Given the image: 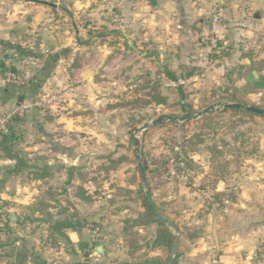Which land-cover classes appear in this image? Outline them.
Wrapping results in <instances>:
<instances>
[{
    "label": "crops",
    "instance_id": "crops-1",
    "mask_svg": "<svg viewBox=\"0 0 264 264\" xmlns=\"http://www.w3.org/2000/svg\"><path fill=\"white\" fill-rule=\"evenodd\" d=\"M219 13L223 28L214 47L211 23ZM53 56L40 97L56 99L46 104L40 130L27 133L22 149L0 146V203L12 220L0 225V264H115L107 231L118 227L109 221L117 214L112 188L124 184L118 163L111 166L132 153L124 105L141 98L145 80L155 77L165 95L166 87L189 92L188 99L180 94L184 111L185 103L241 105L217 116L224 122L237 114L254 131L223 130L218 161L210 148L192 153L197 208L185 235L190 242L183 244L177 224L170 226L180 250L195 251L181 264H264V115L244 109L264 106V0H0V66L29 58L37 74ZM229 89L241 94L226 99ZM213 91H223L218 100ZM2 104L1 110L13 105ZM250 135L257 146L244 149ZM63 219L75 226L64 230L68 242L53 239L51 224Z\"/></svg>",
    "mask_w": 264,
    "mask_h": 264
},
{
    "label": "rangeland",
    "instance_id": "rangeland-1",
    "mask_svg": "<svg viewBox=\"0 0 264 264\" xmlns=\"http://www.w3.org/2000/svg\"><path fill=\"white\" fill-rule=\"evenodd\" d=\"M10 54L13 57V52H10ZM32 60L29 58L18 60L16 57L15 62L17 65L10 66L16 69V72H12L15 78L4 76V80L0 84V89L8 87L11 84L22 86L31 82L38 70L36 64H34ZM225 77L233 81L230 74ZM156 81V77L150 79V81L145 80V84L146 82H148V84L146 87L143 86V90H140L141 93L143 92L141 98L133 97L124 105V112L127 111L126 129L129 131L128 134L130 136V141L128 140L129 143L126 146H128V149L130 152L132 151V153H130V157L126 155L118 158V171L121 173L120 180L124 185H117V187L114 186L112 188L114 190L113 195H115L113 198L115 203H113L112 206L115 208L117 214L109 219L112 223H116L118 227H115L112 232L106 230L111 233L108 238V243L113 242L114 244L112 248L109 249L108 254L111 256L109 257V261L113 258V263L115 264L126 261H120L122 255L129 256L128 261L133 264H153L154 261L157 262V253L160 254L159 258L162 259V262H158L159 264H167L170 258V248H155L153 246L157 231L160 228L159 224L135 228V232L138 234L137 239L135 238L138 248H136V251H131L130 248L125 249L127 247L124 235L126 222L137 219L145 212L143 200L146 194V188L139 171L138 154L141 155L143 166L145 165L148 167V171L146 172L148 184L152 191L154 203L161 210L163 216L168 219L166 226L175 237L176 232L170 226L172 223L177 224L176 227L180 231V238L182 235L184 236L183 244H185V242H190V240L185 237L186 232L189 228L195 226L189 219V216L190 213L194 212L197 208L190 194L192 182L191 168H193V161L191 160L192 153L197 147L210 148L213 158L218 161L220 158L218 148L222 145L221 138L223 130V133L234 132L238 130L240 126H245L244 123L246 122V120L238 118L237 114L234 113L223 122L221 117L217 115H220L222 111L226 109L225 106L221 104L220 106L216 105L209 111L212 107L209 101L208 103L204 102L203 106L197 109L185 103L186 111L188 112L186 113V111L183 110V101L181 100L180 92L178 90L174 91L173 88V90H168V87H166L168 95H165ZM154 87H159L158 93L162 96L165 95L167 101L164 104H157L154 100L151 101L150 94H155V92H150H153L152 89H154ZM42 88L39 95L36 97L38 100L43 98L40 97V95L45 96L46 94ZM140 91H136L135 93ZM211 93V96H214L216 100H218V94L223 93V91H213ZM227 94L228 97L226 99L229 97L232 98L231 96L235 98L241 94V90L234 89L232 92L231 89H229L227 90ZM18 96L19 93L10 100L13 103L12 108L6 110L11 112L16 106L25 104V102L18 101ZM154 96H157V94ZM185 96L188 99L190 96L189 92L185 91ZM241 99L242 97L237 100L240 101ZM147 101H149V104L146 103ZM231 101H234V99H231ZM2 105L4 104L0 103V107ZM259 108L264 110V106H260ZM2 111L5 110L0 109V112ZM48 111V107L43 104L41 108L37 107L29 113H26L23 117L19 116L15 118L7 133V137H11L10 135L13 134V138L10 139L6 146L14 147L15 150H18V148L22 149L23 145L28 143L26 139L27 133L40 130L41 119L47 115ZM245 111L247 110L245 109ZM201 113L205 114L201 117H197ZM246 113L250 115V113ZM186 114L191 117L183 120L179 119L180 117L186 116ZM250 116L254 117L253 115ZM176 117L179 118L174 119ZM162 118L165 122L154 125L157 120ZM146 124L152 126L147 131L140 132L139 129ZM245 127L248 133L253 134V129L248 128V125ZM260 132L261 134L263 133L260 145L264 148V127ZM250 136L252 137H250L251 139L248 142L246 139L242 141V145H245V147H243L244 149L247 147L248 149H252L254 145L257 146V141L253 139V135ZM3 138L4 136L0 135V142H2ZM137 140L140 142L139 146L137 145ZM22 157L24 160H28L26 154H23ZM262 157H264V155ZM181 161L186 162L188 166V168L186 167L187 169L183 168L185 163L181 164ZM200 206L205 207V204H201ZM91 224L100 225L98 221H93ZM131 238L133 237H130L129 240ZM103 245L105 244L103 243ZM157 249H159V252ZM178 252L180 254L178 264H181L184 255L187 256L195 253V251L191 250L190 246H186L184 250H180L179 248ZM91 260H89V262H92ZM83 261L78 264H81Z\"/></svg>",
    "mask_w": 264,
    "mask_h": 264
},
{
    "label": "trees",
    "instance_id": "trees-1",
    "mask_svg": "<svg viewBox=\"0 0 264 264\" xmlns=\"http://www.w3.org/2000/svg\"><path fill=\"white\" fill-rule=\"evenodd\" d=\"M90 34V32H89ZM55 61H56V57H52L50 58L45 65V68H43L42 70H40L36 76L35 79L32 80L31 82L24 84L22 86H18L17 84H11L8 87H4L2 89H0V103H5L7 101H10L17 93H19L18 96V101H19V97L22 96L24 97V101L23 102H34L37 101L38 99H36V97L39 95V92L41 90V88L43 87V85L45 84V82L49 79L51 72L53 71L54 65H55ZM0 74L3 76L5 73L4 72H10V73H14L16 72V69L13 67H5V65L0 66ZM5 70V71H4ZM11 70V71H10ZM195 74L193 71L191 70H187V74L186 76L188 77H193ZM4 77V76H3ZM167 77H169L172 80H176V76L170 72H167ZM159 87H154V89H152L153 92L150 93H154L157 94V96H154L155 94H150L151 95V101H155L157 102V104H164L167 99L165 96H162L160 93H158ZM180 94L182 96H185L184 90L181 88L180 89ZM146 103L149 104V101H147ZM234 110H238L237 108H232ZM9 110H5L2 112H7ZM0 112V113H2ZM250 114H252L253 112H248ZM18 116H15L9 123H8V132H9V127L11 125V123H13V120L15 118H17ZM0 135L4 136L2 142H0V146H6L10 139L13 138V134L10 135L11 137H7V133L1 132L0 131ZM6 135V136H5ZM7 148H9L7 146ZM178 157V156H177ZM116 163L118 162H112V169H114L116 167ZM185 163L183 166L184 169H187L188 166L186 164V162L181 161V164ZM22 164V163H21ZM187 167V168H186ZM144 172L146 174V172L148 171V167L147 166H143ZM150 187V186H149ZM83 190L80 189V193ZM150 192H151V196L153 199V195H152V191L150 188ZM83 197L84 200L86 201H91V198L89 196H86V192L82 193L81 195ZM144 207H145V212L143 214H141L137 219L131 220V221H127L126 225H125V229H124V235H125V241H126V245L128 248H130V250L132 251H136V248H138L137 246V237L138 234L135 232V228L140 227V226H148V225H155V224H159L160 228L157 231L156 234V238L153 242V246L155 248H161V247H165V248H172L173 242H174V235L171 232V230H169V228L166 226L167 221L163 222L162 220H160L158 218V216L156 215V213L154 212L152 206L150 205L147 196L145 194L144 197ZM45 204H41L39 209L41 211L45 210ZM158 210L161 212V210L158 208ZM8 222H12V220L9 218ZM75 226L73 225L72 221L70 219H63L57 222H54L51 224V229L53 232V239H61L63 241H69V237L66 235V233L64 232V230L67 229H72ZM130 237H133L129 240ZM136 238V239H135ZM54 242V241H53ZM86 257L88 256V252L85 255ZM180 257L179 252L177 251L176 257L173 260V264H178V258ZM169 261V260H168ZM159 264L158 262H153V264ZM39 264V263H38ZM43 264V263H42ZM85 264H100V263H92V262H87ZM119 264H133L132 262L126 260L123 262H120Z\"/></svg>",
    "mask_w": 264,
    "mask_h": 264
},
{
    "label": "built area",
    "instance_id": "built-area-1",
    "mask_svg": "<svg viewBox=\"0 0 264 264\" xmlns=\"http://www.w3.org/2000/svg\"><path fill=\"white\" fill-rule=\"evenodd\" d=\"M223 28L222 25V17L221 14H215L212 18L211 23V30L214 34L212 39V45L214 47H217V33ZM4 76L8 77H14L15 76L12 73H5ZM55 97H46V99L37 100L34 102H25V104H22L20 106H16L14 110L2 112L0 113V131L4 133H8V123L15 117L20 116L23 117L26 113H29L31 110H34L35 108H41L44 104L50 103L51 101L55 100ZM8 222L7 214L5 211V207L0 203V225L4 226Z\"/></svg>",
    "mask_w": 264,
    "mask_h": 264
},
{
    "label": "water",
    "instance_id": "water-1",
    "mask_svg": "<svg viewBox=\"0 0 264 264\" xmlns=\"http://www.w3.org/2000/svg\"><path fill=\"white\" fill-rule=\"evenodd\" d=\"M251 79L253 76H250ZM24 97L20 96L19 97V101L20 102H23L24 101ZM226 108L228 109H231V108H241L242 106L241 105H238V104H229V105H225ZM213 108V107H212ZM211 108V109H212ZM211 109H209V111H211ZM244 109L250 111V112H253V113H256V114H260V115H264V110H261L259 108H256V107H244ZM208 111V112H209ZM205 114V113H204ZM203 114L199 115V116H202ZM163 122V120H158L157 122L154 123V125H158V124H161ZM152 125L150 124H146L144 126H142V128L139 129L140 132H143V131H146L148 130ZM137 145L139 146L140 145V142L139 140H137ZM138 160H139V168H140V173H141V176H142V179H143V182H144V185H145V188H146V196H147V199L150 203V205L152 206L154 212L156 213V215L158 216V218L160 220H162L163 222H165V218L163 217V215L159 212L157 206L155 205V203L153 202L152 200V196H151V192H150V187H149V184H148V181H147V178H146V175H145V172H144V169H143V166H142V162H141V155L138 154ZM173 228H175V226H173ZM176 230V229H175ZM178 245H179V233H178V230H176V236L174 238V242H173V245H172V248H171V253H170V258H169V261H168V264H173V260L175 259L176 257V254H177V250H178ZM96 254L100 257H103L104 255V252H103V248L102 247H99L97 250H96Z\"/></svg>",
    "mask_w": 264,
    "mask_h": 264
}]
</instances>
